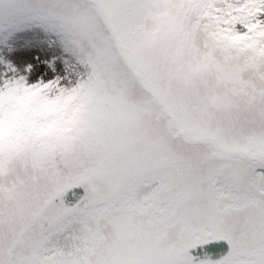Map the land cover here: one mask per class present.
<instances>
[{
	"label": "snow or ice",
	"instance_id": "6c2138e0",
	"mask_svg": "<svg viewBox=\"0 0 264 264\" xmlns=\"http://www.w3.org/2000/svg\"><path fill=\"white\" fill-rule=\"evenodd\" d=\"M0 264H264V0H0Z\"/></svg>",
	"mask_w": 264,
	"mask_h": 264
},
{
	"label": "water",
	"instance_id": "95a60500",
	"mask_svg": "<svg viewBox=\"0 0 264 264\" xmlns=\"http://www.w3.org/2000/svg\"><path fill=\"white\" fill-rule=\"evenodd\" d=\"M206 250L212 259H218L219 256L227 250V245L224 242L213 243L207 245Z\"/></svg>",
	"mask_w": 264,
	"mask_h": 264
}]
</instances>
